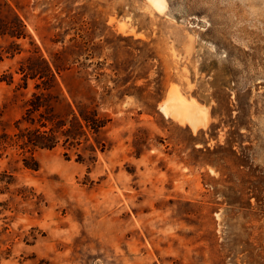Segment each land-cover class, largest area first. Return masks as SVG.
<instances>
[{
	"label": "rangeland",
	"instance_id": "1",
	"mask_svg": "<svg viewBox=\"0 0 264 264\" xmlns=\"http://www.w3.org/2000/svg\"><path fill=\"white\" fill-rule=\"evenodd\" d=\"M6 1L30 37L0 57V134L33 91L107 120L37 168L0 145V264H264V0ZM34 47L46 90L19 70ZM173 87L205 125L161 110Z\"/></svg>",
	"mask_w": 264,
	"mask_h": 264
},
{
	"label": "trees",
	"instance_id": "2",
	"mask_svg": "<svg viewBox=\"0 0 264 264\" xmlns=\"http://www.w3.org/2000/svg\"><path fill=\"white\" fill-rule=\"evenodd\" d=\"M9 9L3 13L4 9ZM30 37L26 25L19 14L12 10L6 0H0V39L8 41L6 46L0 45V57L4 54L14 56L23 51L20 39ZM26 63H21L19 70L23 74L24 84L27 78H37L46 90L56 83V76L49 62L44 59L36 47L24 59ZM40 83H36L38 89ZM73 121L57 120L49 111L46 103V93L43 91H33L26 100L24 112L20 118L15 120L14 126L17 132L9 135L7 132L0 134V145L6 143L18 144L21 148L30 152L29 159L23 158L26 167L37 168L38 162L33 157L34 148H52L58 144L63 136L66 142H79V134L84 132V128L97 131L104 125L106 118L100 117L96 109L81 110L77 114L73 111Z\"/></svg>",
	"mask_w": 264,
	"mask_h": 264
},
{
	"label": "bare ground",
	"instance_id": "3",
	"mask_svg": "<svg viewBox=\"0 0 264 264\" xmlns=\"http://www.w3.org/2000/svg\"><path fill=\"white\" fill-rule=\"evenodd\" d=\"M158 11L165 9L166 0H147ZM122 23V22H121ZM172 100L173 102H170ZM165 113L171 112L181 121H187L195 129L208 121V111L205 105L192 98H187L176 87L170 89L168 97L160 104Z\"/></svg>",
	"mask_w": 264,
	"mask_h": 264
}]
</instances>
